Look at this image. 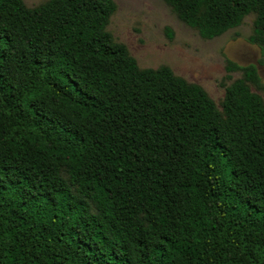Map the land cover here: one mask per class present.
<instances>
[{
	"label": "trees",
	"instance_id": "16d2710c",
	"mask_svg": "<svg viewBox=\"0 0 264 264\" xmlns=\"http://www.w3.org/2000/svg\"><path fill=\"white\" fill-rule=\"evenodd\" d=\"M164 1L206 39L254 12L264 46V0ZM116 9L0 0V264H264L258 66L227 60L242 77L220 110L141 68L107 30Z\"/></svg>",
	"mask_w": 264,
	"mask_h": 264
},
{
	"label": "rangeland",
	"instance_id": "374dc122",
	"mask_svg": "<svg viewBox=\"0 0 264 264\" xmlns=\"http://www.w3.org/2000/svg\"><path fill=\"white\" fill-rule=\"evenodd\" d=\"M23 1L34 8L48 0ZM114 1L117 9L107 30L116 42L126 45L141 68L171 67L176 75L201 85L220 110L226 88L242 77L241 71L227 72L228 59L240 65L255 63L264 82V46L248 40L254 33L256 13L248 14L238 27L206 39L183 22L164 0ZM166 26L174 32L172 40ZM250 87L264 101V91L252 84Z\"/></svg>",
	"mask_w": 264,
	"mask_h": 264
}]
</instances>
